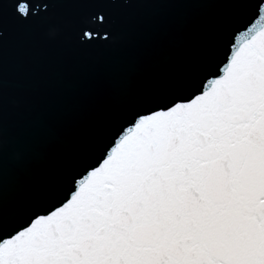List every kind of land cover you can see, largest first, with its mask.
<instances>
[{
	"label": "snow or ice",
	"instance_id": "snow-or-ice-1",
	"mask_svg": "<svg viewBox=\"0 0 264 264\" xmlns=\"http://www.w3.org/2000/svg\"><path fill=\"white\" fill-rule=\"evenodd\" d=\"M0 264H264V0H0Z\"/></svg>",
	"mask_w": 264,
	"mask_h": 264
},
{
	"label": "water",
	"instance_id": "water-1",
	"mask_svg": "<svg viewBox=\"0 0 264 264\" xmlns=\"http://www.w3.org/2000/svg\"><path fill=\"white\" fill-rule=\"evenodd\" d=\"M57 37L49 35L46 31L43 36L38 37L37 45L30 57L36 61L43 60L45 57L54 59L58 53L54 51ZM185 47V41L179 37H174L164 50L159 53V60L162 64H172L175 66L176 74L185 77L192 71L190 61L182 58L181 53ZM29 58L22 57L14 50H9L7 54V77L9 80L10 97L9 103L12 107H24L31 99V89L29 87L28 76ZM10 156L15 159L16 153Z\"/></svg>",
	"mask_w": 264,
	"mask_h": 264
}]
</instances>
